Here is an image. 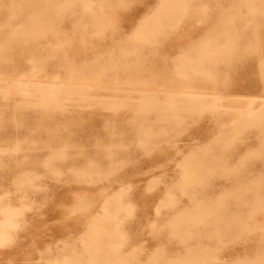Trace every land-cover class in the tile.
I'll return each instance as SVG.
<instances>
[{
    "label": "rangeland",
    "instance_id": "obj_1",
    "mask_svg": "<svg viewBox=\"0 0 264 264\" xmlns=\"http://www.w3.org/2000/svg\"><path fill=\"white\" fill-rule=\"evenodd\" d=\"M263 107L264 0H0V264H264Z\"/></svg>",
    "mask_w": 264,
    "mask_h": 264
},
{
    "label": "bare ground",
    "instance_id": "obj_2",
    "mask_svg": "<svg viewBox=\"0 0 264 264\" xmlns=\"http://www.w3.org/2000/svg\"><path fill=\"white\" fill-rule=\"evenodd\" d=\"M53 82H56V80L54 79L53 80ZM16 84V83H15ZM24 85H29V84H26V83H24ZM35 86H37V88L38 87H42L43 86V83L42 84H35ZM53 87H54V85H53ZM21 93V92H20ZM24 93V92H23ZM186 95V94H185ZM53 96H54V94H53ZM181 96V95H180ZM188 95H186L185 97H187ZM189 96H191V97H193L192 95H189ZM188 96V97H189ZM199 97V96H198ZM197 97V98H198ZM190 98V97H189ZM193 98H196V97H193ZM213 98V97H212ZM214 100H212V101H215V98H213ZM264 108V107H263ZM7 208H5V209H1L2 211L1 212H3L4 214H2L3 215V217H4V215H5V217L4 218H2L3 220L1 221V223H0V244L1 243H3L4 241H7V239H8V235H9V233H8V231L9 230H11V229H15V228H17V223L16 222H14L13 221V217L14 216H16L17 214H15V209H11V208H8V206H6ZM119 207H121V206H119ZM118 207V208H119ZM122 208V207H121ZM19 210V209H18ZM17 210V211H18ZM17 213V212H16ZM130 213V212H129ZM17 218V217H16Z\"/></svg>",
    "mask_w": 264,
    "mask_h": 264
}]
</instances>
